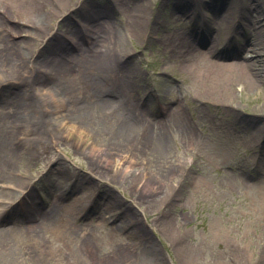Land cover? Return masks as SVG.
Instances as JSON below:
<instances>
[{
    "label": "rangeland",
    "instance_id": "1",
    "mask_svg": "<svg viewBox=\"0 0 264 264\" xmlns=\"http://www.w3.org/2000/svg\"><path fill=\"white\" fill-rule=\"evenodd\" d=\"M33 1L23 12L44 14L36 5L49 6L47 0ZM65 4L57 9L52 28L37 32L41 41L28 39L35 48L25 50L28 59H37L48 42L58 41L62 49H55L69 64L67 58L80 52L73 47L75 42L108 52L118 39L123 45L118 71L124 78L115 74L114 61H108L98 88H129L135 108L144 111L151 124L140 123L141 129L145 127L139 131L143 134L137 132L138 138L108 143L112 134L108 138L98 131L97 116L94 123L84 125L88 134L56 133L47 138L50 152L42 154L41 148L14 159L11 171L23 184L16 196L7 189L0 197L7 205L0 212V227L30 231V237L44 245L31 246L32 254L51 258L47 264H58L59 258L74 260L76 255L84 258L83 264H264V219L257 192L264 178V163L257 164L264 133V82H236L233 94L215 81V68L209 65L210 56L220 63L256 56L247 40L264 29L256 24L264 17V0H66ZM94 6L101 11L95 13ZM105 11L109 15L103 20L99 14ZM20 12L21 8L0 16L4 27L20 33L17 38L6 35L8 42L25 46L19 39L25 38L26 29L15 24L23 23ZM105 21L107 27L94 45V37L83 35V30ZM173 37L180 39L179 54L168 47ZM204 37L216 40L217 51L201 54L206 65L192 67L186 44ZM80 63L78 59L75 64ZM51 76L47 72L34 80L49 88L56 80ZM117 81L123 86L113 84ZM79 86L82 90L68 93L63 105L50 107L58 120L83 110L100 115L108 111L91 102L87 93L95 88L90 80L81 79ZM24 90L20 82L3 83L0 111L7 98ZM83 96H88L86 101ZM156 134H164L169 145L166 164L164 159L154 161L153 148L160 143ZM195 153L201 156L196 163ZM124 160L131 165H122ZM34 204L37 207L28 211L27 206ZM69 207L75 209L71 231L88 232L81 240L63 238L43 220L45 210L52 216L53 210L64 209L57 220L66 225ZM108 254L111 258H106Z\"/></svg>",
    "mask_w": 264,
    "mask_h": 264
},
{
    "label": "bare ground",
    "instance_id": "2",
    "mask_svg": "<svg viewBox=\"0 0 264 264\" xmlns=\"http://www.w3.org/2000/svg\"><path fill=\"white\" fill-rule=\"evenodd\" d=\"M119 1L123 2V0ZM65 2L66 0H47L46 5L49 6H43L40 9V7L36 5L44 14L40 12L28 14L29 12H23V8L30 6V4L34 5L33 0H0V15H6L7 11L15 12L17 9L21 8L22 12L18 13V17L22 18L21 20L23 23H17L16 21L15 24L19 27L24 26L26 29L25 32L27 33L25 38L19 39L25 46L21 44H10L5 36L17 38V31H14L12 28L7 29L4 27L0 16V86L3 83L11 84L14 82H20L21 85H23V89L25 86V90L22 93L18 94L16 92L15 97L7 98L6 105H4L0 111V184L2 183L1 185H3L0 186V197L6 194L5 191L7 189L13 190L11 195L16 196L19 192V188H21L23 184L16 182V175L11 171V165L14 159H21L27 154L33 155L34 151L41 148L45 149L42 154L50 152L47 145V138H53L56 133L63 132L68 135L75 134L82 136L84 133H87L84 125L90 121L94 123L97 116H99V118H97L100 123L98 131H101L102 135L106 136H108L110 132L112 135L108 143L111 141L117 143L126 139H133V137L138 138L137 132L139 133V131L145 127L143 126L141 129L142 126L140 123L146 122L148 125L151 124L146 118L145 112L135 108V97L129 88L125 87V89H123V87L120 91L106 87L98 88V85L104 80L103 74L107 73L106 66L108 61H114L115 74L124 78V75L118 71V60H121V54L123 52L121 48L123 45L121 42H118V39L116 40L117 43H115L108 52L101 49L94 50V46L88 49L80 45L79 42H75V46L73 47L77 48L80 52L78 56L72 55L67 58L70 65L65 62L66 60L64 61V56L59 54L62 53L58 52L62 49V44L58 41L57 43L53 42L52 45L48 42L47 46L44 48L46 52H41V54L37 55V59H28L25 50L28 49L32 52L35 49L27 42L28 39L36 42L41 41L40 39L38 40L39 36L37 32L52 28V20H55L56 13L59 14L57 9L60 10V7L65 8ZM94 9L95 13L101 11V8L96 6H94ZM99 15L105 20L109 12H101ZM256 24L259 25L258 28H261L260 25H264V17L256 20ZM106 27L107 21L98 22L96 25L87 26L85 31L83 30V35L93 36V44L98 45L100 32ZM71 30L73 31V29ZM17 34L20 35V33ZM169 41L168 47L172 46L174 52L179 54L181 48L180 39H178V37H173L170 38ZM247 43H249L256 54V56L249 61L241 62L227 60L220 63L216 62L212 56H210V63L208 62L209 65L215 68V81H221V83L226 86L225 88L227 91L233 94V86L236 82H264V29H259V31L256 30L253 37H249ZM186 45L188 50L190 49L188 52L191 54L189 64L192 67H197L201 64L206 65L207 61L199 58L201 54H211L217 51L216 40H212L208 37H204L202 40L200 38L198 43H188ZM57 47L58 51L55 49ZM48 51H51V53ZM83 52H86L85 56H83ZM55 54L61 57L57 58ZM78 59L81 60L80 65L75 64ZM252 71H255L256 74H253ZM47 72L53 75L49 78H56L55 83L49 88L43 87L42 84L38 85L39 81L34 80V77L43 76ZM81 79L90 80L92 88H95L87 93L90 95L91 102L96 103L97 106L101 105L108 108V111L105 112L106 114L102 112L101 114L103 115H100L99 111L97 114H88L85 113V110L82 108L80 110H83V112H78L74 115L69 114V121L63 116L58 120L50 107L55 104L63 105L68 100V93L73 94L75 91H81L82 87L79 86ZM128 79L130 80V78ZM116 80H118V78ZM113 84H122L121 86H123L124 83L117 81ZM105 95L113 96L114 99L105 97ZM87 98L88 96H83L82 100L86 101ZM227 104L231 105L230 102ZM109 105L111 106L110 108ZM79 108L77 107V109ZM100 109L101 108H99V110ZM119 110H121V112ZM140 133L143 134L144 132ZM156 135L159 137L160 143L153 148L155 151L154 158L157 157L154 161L164 159L165 161L162 162L166 164L171 157L169 145L166 142L164 134ZM262 135L263 137L260 141L261 146L259 145L262 150L257 163L260 167L261 164L264 163V133ZM80 144L83 145V142L80 141ZM38 154L39 152L34 155ZM194 156L197 159L195 163L201 159L198 153H195ZM55 162L57 163L58 160ZM109 162L110 158L106 157L105 163L108 165ZM131 162L130 160H124L122 165L127 164L130 166ZM52 166H54V163ZM133 174H141V172H133ZM142 188L145 189L146 187L144 186ZM257 192L260 196V210L264 219V178L260 182ZM4 203V201H0V212H4L7 206L6 203ZM35 203L38 204L36 201ZM36 204L31 207L27 206L28 211L31 212L32 209L37 207ZM53 205L56 206V202H53ZM57 205H59V203H57ZM63 210H53L52 216H50L48 210H45L47 213L43 216L44 222L54 227L57 234L61 235L63 238L67 235H70V240L75 236H79V240L86 237L88 232H86L84 228L73 229L71 231L72 227L75 226V224L71 222L75 210L73 207H69L67 210L65 209L70 222L66 225L58 222L57 217ZM22 231L20 232V229L16 227H0V264H47V262L52 260L49 257L46 259L44 257L45 255L32 254L31 249L33 246H37V249H39V246L44 245L33 240V237H30V231ZM262 237L264 240V229L262 231ZM237 247L240 250L243 248L241 245ZM106 258H111L110 254L106 255ZM83 261L84 258L81 255H76L74 260H67L64 262L59 258L57 262L58 264H83Z\"/></svg>",
    "mask_w": 264,
    "mask_h": 264
}]
</instances>
